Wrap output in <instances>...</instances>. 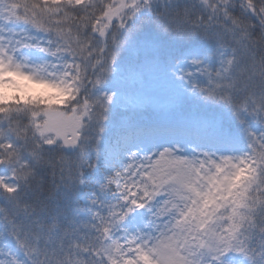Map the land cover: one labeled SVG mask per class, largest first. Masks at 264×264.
Returning <instances> with one entry per match:
<instances>
[{
  "label": "snow or ice",
  "instance_id": "1",
  "mask_svg": "<svg viewBox=\"0 0 264 264\" xmlns=\"http://www.w3.org/2000/svg\"><path fill=\"white\" fill-rule=\"evenodd\" d=\"M0 264H264V0H0Z\"/></svg>",
  "mask_w": 264,
  "mask_h": 264
}]
</instances>
